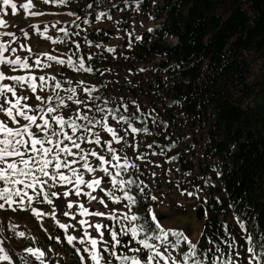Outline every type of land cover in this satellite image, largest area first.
Segmentation results:
<instances>
[{
	"label": "snow or ice",
	"instance_id": "1",
	"mask_svg": "<svg viewBox=\"0 0 264 264\" xmlns=\"http://www.w3.org/2000/svg\"><path fill=\"white\" fill-rule=\"evenodd\" d=\"M41 3L59 7L66 6L68 0H41ZM35 8L34 0L22 3L0 0V37L9 38L0 40V211L29 210L38 222L50 217L63 231V240L75 248L80 264H264V233L254 237L248 232L246 222L239 217L236 221L242 233L240 240L228 233L225 225L228 239L220 241L228 249L225 252L211 239L208 241L211 247L202 248L199 241L193 243L183 230L166 228L151 205L146 207L147 216L137 211L140 206L138 197L147 196L145 189L148 185L142 180L137 183L139 177L134 179L131 170L138 172L139 165L135 161L146 160L147 154L138 153L132 159L127 150L131 148L137 153V135H151L148 127L136 126L134 121L140 118L135 113L124 114L129 112L126 103L120 105L123 112L109 109L107 100L102 101L103 107L96 103L100 97H93L97 91L95 84L82 79L62 82L56 73L47 71L54 65L74 72L94 71L91 64L78 55L80 43L71 39L72 36L78 37L79 32L60 27L57 30L66 39H53L48 34L47 24L43 30L31 25L38 36L53 44L73 45L74 50L69 48L71 54L35 53L27 44L12 46L19 38L13 31L4 29L18 26L5 19L8 10L13 16L18 14V9H23L25 17L46 14L32 10ZM67 15L80 19L71 11ZM103 17L112 19L108 13L101 12L95 20L100 21ZM71 23L80 28L75 20ZM83 23L89 24V20L85 18ZM58 24L59 20L51 27L56 29ZM18 30L25 39L28 38L29 33L24 28ZM135 40L142 41V37L137 35ZM84 44L102 47L87 36ZM128 47H132L131 41ZM105 50L109 53L115 51L112 47ZM93 59L92 54L87 56L88 61ZM131 103L135 112H140V106L135 101ZM92 112L99 113V117L90 115ZM155 166L160 167L159 164ZM200 191L199 188L195 192L184 189L180 194L199 199ZM72 196L76 199H70ZM150 199L155 201L157 197L152 195ZM34 203H46L51 211H41ZM109 203L119 207H109ZM94 204H99L103 210L94 208ZM177 206L182 205L178 202ZM60 213L72 220L77 216L80 219L75 224L62 223L58 219ZM40 226L47 233L43 223ZM17 228L18 225L10 223L9 230L16 237H25V232L17 231ZM73 232L82 234L77 236ZM48 239H55L58 244L62 242L60 236L51 234ZM182 245L187 246L186 250ZM48 251H52L51 247ZM23 252L22 264H46V252L41 248L25 247ZM175 252L180 253L179 257L173 255ZM13 259L0 240V261L12 264Z\"/></svg>",
	"mask_w": 264,
	"mask_h": 264
},
{
	"label": "rangeland",
	"instance_id": "2",
	"mask_svg": "<svg viewBox=\"0 0 264 264\" xmlns=\"http://www.w3.org/2000/svg\"><path fill=\"white\" fill-rule=\"evenodd\" d=\"M141 1L68 0L66 6L57 7L51 4L45 5L41 3V0H34L36 8L32 10L42 11L46 14L25 17L23 9H18V14L13 16L9 9L5 19L18 27L4 30L13 31L19 38L18 43H13V47H19V44H27L35 53L48 51L53 55H61L63 53L71 54L69 48L74 50V46L70 43L53 44L52 41L41 38L31 27V25H36L40 30H43L46 24L48 25V34L53 39L56 37L66 39L63 37V33L57 30L60 27L66 28L70 32H79L78 37L72 36L71 39L80 43L81 52L78 55L82 57L88 56L95 50H102V53H100L102 56L99 57H102L105 61L101 64L104 69L99 70L96 74L74 72L70 68H60L55 65L47 71L56 73L57 78L62 82L67 79L73 81L82 79L89 84H95L97 91L93 93V97H100V100H97L96 103L103 107L102 101L107 100L109 109L116 106L121 112H123V109L120 108L121 103H126L129 112L124 114L135 113L141 120L134 121L136 126L148 127L151 135L144 133L137 135L135 141L139 145L137 153H133L131 148L127 150L128 156L132 159L138 153L147 154L146 160L135 161L139 165V171L131 170L134 173V179L137 176L139 177L137 183L142 180L144 184L148 185L145 189L147 196L140 195L138 197L140 200L139 208L141 207L146 211V207L151 205L158 218H160V222L166 228L183 230L190 240L196 243L205 219L203 217L198 220L195 217L197 206L200 204L204 206L210 194L218 198L223 197L221 183L217 177H214V171L209 165L211 161L205 159L202 153L207 138V120L203 116L194 118L181 113L178 107H175L172 104L173 102L169 103V99L164 97L162 93H154L146 85H135L133 87V91H139L137 96H133L132 89L126 88V82L131 79H135L138 84L141 81L145 82L153 74L159 75L158 73H160L164 76L166 74L165 70L157 68L158 63L162 60L161 57L154 56L151 59H141L136 62L127 57L126 51L131 50L128 47V42L131 41L133 46L136 41L135 36L142 37L144 31L155 25L154 9L151 5H143V1ZM14 2L22 3L24 0H14ZM88 5L92 7L89 8ZM70 11L79 16L80 19L76 20L75 16H68L67 13ZM101 12L108 13L112 19L109 20L107 17H103L100 21H96L95 16ZM85 18L89 20V24L83 23ZM57 20L60 21V24L54 29L51 24ZM73 20L80 25V28L72 25ZM117 21L120 23L117 24ZM18 28H24L29 33L27 39L19 32ZM96 29L102 31L101 40H99L102 47L92 48L91 52H88L90 50L84 44V37L88 32ZM128 33H132V35L129 36ZM7 39L9 38L0 37V40ZM167 42L173 45L176 43V39L169 37ZM107 47H112L115 51L109 53L105 50ZM5 54L8 55V53ZM19 54L26 55L27 53ZM133 59L135 58L133 57ZM244 62V84L230 86L227 90V94L231 99L242 108L253 107L255 100H261L260 92L264 91V52L250 53ZM140 69H144V71H140ZM161 82L165 83V79ZM67 86L65 84V87ZM132 101L140 106V112H135ZM31 102L34 103L35 101ZM92 114L99 117V113H90V115ZM173 144L175 146L171 147ZM147 145H152V147L149 148ZM153 152L158 154L152 155ZM161 152H163L162 155L159 154ZM169 157H175V159L170 160ZM149 160L152 163H147ZM157 164L160 167H156ZM153 172L155 176L152 175ZM185 173H188V175H185ZM197 183H200L198 187L202 190L198 193L199 199L180 194V191L184 189L195 192L197 189L191 187L196 186ZM209 183H212L213 188H206ZM152 195H155L157 200L152 201L150 199ZM70 199L75 200L76 197L72 196ZM84 199L86 200V198ZM194 199H197V201ZM178 202L182 205L181 207L177 206ZM34 206L44 212L51 211L50 206L46 203H34ZM93 207L103 210L99 204H94ZM109 207H119V205L109 203ZM228 216L230 217V214ZM58 219L62 223L75 224L80 217L77 216L76 220H72L60 213ZM10 223L18 225L17 231H24L26 236L16 237L15 233L9 230ZM41 223L47 229V233L41 228ZM226 223L225 221L224 224ZM69 231L72 232L71 229ZM2 233L7 239L6 250L10 256L14 257L12 264H22L20 257L24 255L23 249L25 247H39L44 250L46 252L44 258L46 264H80L75 248L69 246L63 240V231L55 225L50 217H44L41 222H38L29 210L0 211V238ZM48 234L53 237L60 236L62 242L58 244L55 239L49 240ZM72 234L79 236L82 232H73ZM49 247L52 251H48ZM181 247L186 250L187 246L182 245ZM173 255L179 257L180 253L175 252ZM0 264H7V262L0 261Z\"/></svg>",
	"mask_w": 264,
	"mask_h": 264
},
{
	"label": "trees",
	"instance_id": "3",
	"mask_svg": "<svg viewBox=\"0 0 264 264\" xmlns=\"http://www.w3.org/2000/svg\"><path fill=\"white\" fill-rule=\"evenodd\" d=\"M142 1L154 9L155 25L126 51L127 57L135 62L161 57L157 68L166 74H153L138 84L131 79L126 88L137 96L139 91L133 87L146 85L152 92L162 93L181 113L207 120L202 153L211 161L223 197L210 194L206 199V216L197 241L200 247L209 248L211 239L227 252L220 243L228 239L225 225L237 240L242 235L236 217L246 222L254 237L264 233V91L253 107L244 108L227 94L230 86L244 84L247 55L264 52V0ZM86 36L99 43L102 31L91 30ZM169 37L176 43L169 44ZM88 48L91 52L96 47ZM100 53L102 50L90 53L94 56L91 61L83 56L93 74L104 69ZM206 188H213L212 183ZM138 212L147 216L141 207Z\"/></svg>",
	"mask_w": 264,
	"mask_h": 264
},
{
	"label": "water",
	"instance_id": "4",
	"mask_svg": "<svg viewBox=\"0 0 264 264\" xmlns=\"http://www.w3.org/2000/svg\"><path fill=\"white\" fill-rule=\"evenodd\" d=\"M195 217L198 220H201L204 217V208L202 206H198L197 210L195 211Z\"/></svg>",
	"mask_w": 264,
	"mask_h": 264
},
{
	"label": "bare ground",
	"instance_id": "5",
	"mask_svg": "<svg viewBox=\"0 0 264 264\" xmlns=\"http://www.w3.org/2000/svg\"><path fill=\"white\" fill-rule=\"evenodd\" d=\"M0 240H2L4 243H3V246L6 245L7 243V239L5 238L4 234L2 233V237L0 238Z\"/></svg>",
	"mask_w": 264,
	"mask_h": 264
},
{
	"label": "built area",
	"instance_id": "6",
	"mask_svg": "<svg viewBox=\"0 0 264 264\" xmlns=\"http://www.w3.org/2000/svg\"><path fill=\"white\" fill-rule=\"evenodd\" d=\"M195 201H197V199H194Z\"/></svg>",
	"mask_w": 264,
	"mask_h": 264
}]
</instances>
